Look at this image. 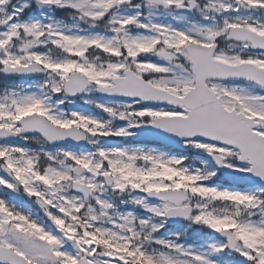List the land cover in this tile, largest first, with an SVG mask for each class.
I'll use <instances>...</instances> for the list:
<instances>
[{
    "label": "snow or ice",
    "instance_id": "snow-or-ice-1",
    "mask_svg": "<svg viewBox=\"0 0 264 264\" xmlns=\"http://www.w3.org/2000/svg\"><path fill=\"white\" fill-rule=\"evenodd\" d=\"M0 264H264V0H0Z\"/></svg>",
    "mask_w": 264,
    "mask_h": 264
}]
</instances>
